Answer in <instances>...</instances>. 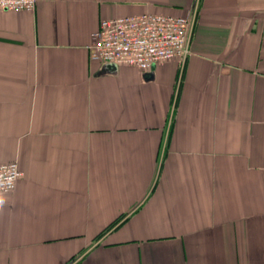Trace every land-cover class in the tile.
I'll list each match as a JSON object with an SVG mask.
<instances>
[{
  "label": "crops",
  "instance_id": "1",
  "mask_svg": "<svg viewBox=\"0 0 264 264\" xmlns=\"http://www.w3.org/2000/svg\"><path fill=\"white\" fill-rule=\"evenodd\" d=\"M149 12L195 13L185 64L102 72L101 21ZM11 161L0 264H264V0L0 10Z\"/></svg>",
  "mask_w": 264,
  "mask_h": 264
},
{
  "label": "built area",
  "instance_id": "2",
  "mask_svg": "<svg viewBox=\"0 0 264 264\" xmlns=\"http://www.w3.org/2000/svg\"><path fill=\"white\" fill-rule=\"evenodd\" d=\"M37 0H0V10H34ZM194 12L186 15L141 13L105 18L92 34L90 57L101 63L150 71L162 61L185 64L192 54ZM23 171L17 161L0 162V193L15 189Z\"/></svg>",
  "mask_w": 264,
  "mask_h": 264
},
{
  "label": "water",
  "instance_id": "3",
  "mask_svg": "<svg viewBox=\"0 0 264 264\" xmlns=\"http://www.w3.org/2000/svg\"><path fill=\"white\" fill-rule=\"evenodd\" d=\"M117 64L116 63H106L104 65V68L102 70V72H106V71H111L117 68Z\"/></svg>",
  "mask_w": 264,
  "mask_h": 264
},
{
  "label": "clouds",
  "instance_id": "4",
  "mask_svg": "<svg viewBox=\"0 0 264 264\" xmlns=\"http://www.w3.org/2000/svg\"><path fill=\"white\" fill-rule=\"evenodd\" d=\"M3 204H4L3 197H2V196H0V207H2V206H3Z\"/></svg>",
  "mask_w": 264,
  "mask_h": 264
},
{
  "label": "trees",
  "instance_id": "5",
  "mask_svg": "<svg viewBox=\"0 0 264 264\" xmlns=\"http://www.w3.org/2000/svg\"><path fill=\"white\" fill-rule=\"evenodd\" d=\"M117 221H119V220H117ZM117 221H116L115 223H117ZM115 223H114V224H112V226H113V225H115Z\"/></svg>",
  "mask_w": 264,
  "mask_h": 264
}]
</instances>
